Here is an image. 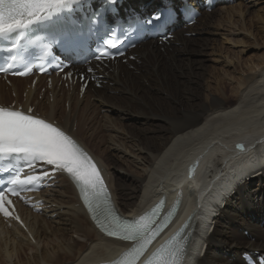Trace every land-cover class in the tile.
<instances>
[{"label": "bare ground", "instance_id": "bare-ground-1", "mask_svg": "<svg viewBox=\"0 0 264 264\" xmlns=\"http://www.w3.org/2000/svg\"><path fill=\"white\" fill-rule=\"evenodd\" d=\"M216 8L203 14L197 25L175 33L162 52L152 43L135 50L137 63H129L134 72L119 64L101 74L103 91L91 88L92 92L89 89L81 99L74 93L75 87L65 90L55 82L47 90L44 80L39 79L34 90H26L30 81L15 79L10 88L0 83V104H31L40 116L69 129L104 170L116 206L126 217L137 215L161 194L176 195L180 184H185L177 175L192 161L198 164L199 184L207 186L202 188L204 191L220 175V185L230 184L223 190L215 215H201L203 204L196 202L184 217L185 220L194 214L195 230L201 228L196 240L200 247L192 252L190 264L194 260L195 264H243L242 253L264 251L260 226L264 221V172L255 177L264 167L249 171L245 176L254 178L247 177L244 183L241 173L243 164H264V59L229 76L234 81L231 88L227 85L231 83L222 84L224 81H216L210 91L202 87L200 71L204 63L197 56L204 54L207 40L185 34H213L214 27L221 24L233 27L230 34H234L241 18L239 5L219 7L218 16L214 15ZM225 62L229 68L239 66V60ZM41 87L45 94L38 101ZM228 92L234 100L232 105ZM11 93L15 97L6 102L5 97ZM22 93L24 102L19 100ZM96 108H103L108 116H101V122L95 124L92 113ZM128 114L136 122L130 119L132 136L122 135L126 146L110 140L102 157L96 155L85 142V137L96 135L94 125L113 131L111 116L125 120ZM115 135L120 138L118 130ZM237 140L247 143L249 151L244 155L232 151ZM56 181L55 188L41 194L42 214L23 211L34 243L18 228L1 227L0 264H96L114 255L117 242L103 238L93 227L70 183L63 177ZM239 229L247 230L251 240L240 235ZM203 246L206 248L202 256Z\"/></svg>", "mask_w": 264, "mask_h": 264}, {"label": "snow or ice", "instance_id": "snow-or-ice-1", "mask_svg": "<svg viewBox=\"0 0 264 264\" xmlns=\"http://www.w3.org/2000/svg\"><path fill=\"white\" fill-rule=\"evenodd\" d=\"M74 2L75 0H0V34L23 29ZM152 19L158 20L160 16L156 15ZM147 23H152V20ZM113 47H116L115 41H109L98 49L100 54L96 58L99 60L114 56V53L108 51ZM15 65L16 58L12 57L7 67L0 68V71L11 70ZM28 71L31 68L18 75H27ZM9 157L14 160V164L8 166L13 169V174L9 186L0 187V213L5 217L10 216L8 208L12 206L11 196H18L21 191L27 190V186H35L37 182L50 176L48 170H43L40 175H28L21 179L20 172L25 167L35 169L38 164H42L51 166V174L62 172L72 179L93 221L103 233L132 243L125 259L118 264H139L145 256L147 246L165 227L155 220L160 205L150 215L140 217L139 220L121 219L110 206L104 181L92 159L61 128L35 116L31 108L25 113L14 107H0V162ZM2 170L7 171L8 168ZM184 253L185 245L180 242L177 234L147 256L143 264H182Z\"/></svg>", "mask_w": 264, "mask_h": 264}, {"label": "rangeland", "instance_id": "rangeland-1", "mask_svg": "<svg viewBox=\"0 0 264 264\" xmlns=\"http://www.w3.org/2000/svg\"><path fill=\"white\" fill-rule=\"evenodd\" d=\"M253 4L255 5L254 7H252ZM236 5H239L241 18L239 24L234 28V34H230L233 31V27L230 28L227 24H221L222 26L214 27L213 34L205 35L201 33L200 35H194L192 37V39L199 37L207 40L206 48L202 49L204 54L198 55L197 58L203 59L204 66L200 71V75H202L203 80L202 87L208 89V91H210L209 87L213 90L217 83L216 81H224L222 84L229 82L231 84L227 85L231 88L234 86V81L232 83L231 78H228L229 76L233 77L241 68L257 64L264 59V0H237L235 5L228 4L227 8ZM216 7V13L214 15L218 16L220 13L219 7L221 6ZM192 47L194 49L196 48L193 44ZM183 56L187 57V55ZM225 60H239V66L236 69L229 68ZM103 90L104 85L101 91ZM229 95L230 92H228L227 97L230 99L229 103L232 105L234 100ZM9 97L11 96L5 97L6 102L10 101ZM19 100H22L21 95H19ZM38 101H40L39 98ZM128 115L125 120H117L114 116H111L110 123L113 131L109 128H102L101 124L94 125L96 135L92 133L91 139L88 138L89 136L85 137V142L96 155L102 157V150L106 151L110 140H117L119 144L121 143L122 146H126L122 135L128 134L132 136L131 129L133 127L130 125V119L136 122L132 114ZM92 116H94V122L96 124L97 122H101V116L107 117L108 115L103 108H96L95 114L92 113ZM117 130L120 132V138H117L115 135ZM89 132L91 133L90 130ZM243 232V230H238L240 235L248 239L249 237ZM28 255L29 253L26 252L25 256ZM234 260V258L231 259L232 262Z\"/></svg>", "mask_w": 264, "mask_h": 264}]
</instances>
